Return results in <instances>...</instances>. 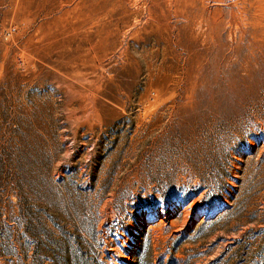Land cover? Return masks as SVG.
I'll list each match as a JSON object with an SVG mask.
<instances>
[{"label":"rangeland","instance_id":"1","mask_svg":"<svg viewBox=\"0 0 264 264\" xmlns=\"http://www.w3.org/2000/svg\"><path fill=\"white\" fill-rule=\"evenodd\" d=\"M0 264H264V0H0Z\"/></svg>","mask_w":264,"mask_h":264}]
</instances>
